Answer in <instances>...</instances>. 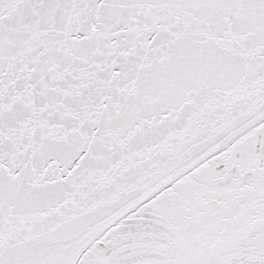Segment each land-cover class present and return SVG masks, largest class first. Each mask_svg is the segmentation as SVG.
I'll return each mask as SVG.
<instances>
[{"label":"snow or ice","instance_id":"6c2138e0","mask_svg":"<svg viewBox=\"0 0 264 264\" xmlns=\"http://www.w3.org/2000/svg\"><path fill=\"white\" fill-rule=\"evenodd\" d=\"M0 264H264V0H0Z\"/></svg>","mask_w":264,"mask_h":264}]
</instances>
